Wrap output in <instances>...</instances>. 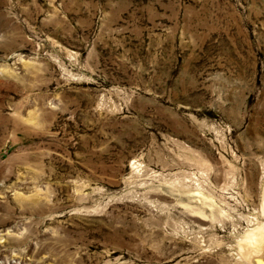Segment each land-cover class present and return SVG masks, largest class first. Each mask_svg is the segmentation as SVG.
<instances>
[{
    "label": "rangeland",
    "instance_id": "1",
    "mask_svg": "<svg viewBox=\"0 0 264 264\" xmlns=\"http://www.w3.org/2000/svg\"><path fill=\"white\" fill-rule=\"evenodd\" d=\"M260 235L264 0H0V264H261Z\"/></svg>",
    "mask_w": 264,
    "mask_h": 264
},
{
    "label": "bare ground",
    "instance_id": "2",
    "mask_svg": "<svg viewBox=\"0 0 264 264\" xmlns=\"http://www.w3.org/2000/svg\"><path fill=\"white\" fill-rule=\"evenodd\" d=\"M263 240H264V235H260V236H259V239H258V244H257V245H258V247H263V249H264V241H263ZM262 241H263V242H262ZM256 249H257V248H256ZM260 249H261V248H260ZM252 250H253V249H252ZM256 254H257V253H256ZM259 255H260V254H259ZM262 255H263V254H262ZM254 257H256V255H255ZM263 257H264V256H263ZM256 259H257V258H256ZM258 262L261 263V264H264V258H263L262 260H261V259H260V260L258 259Z\"/></svg>",
    "mask_w": 264,
    "mask_h": 264
}]
</instances>
